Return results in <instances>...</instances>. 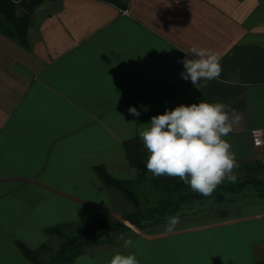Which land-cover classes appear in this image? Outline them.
Listing matches in <instances>:
<instances>
[{
  "label": "crops",
  "instance_id": "crops-1",
  "mask_svg": "<svg viewBox=\"0 0 264 264\" xmlns=\"http://www.w3.org/2000/svg\"><path fill=\"white\" fill-rule=\"evenodd\" d=\"M118 1L45 2L27 46L0 33V264H30L19 244L38 249L51 227L121 217L128 208L97 169L141 179L124 144H143V125L181 104H226L241 118L223 137L234 172L264 166L250 136L264 129V0ZM193 46L218 54L219 79L181 77ZM179 220L171 233L137 231L132 247L124 239L72 264H108L116 253L139 264L264 261V201L227 218Z\"/></svg>",
  "mask_w": 264,
  "mask_h": 264
},
{
  "label": "trees",
  "instance_id": "trees-1",
  "mask_svg": "<svg viewBox=\"0 0 264 264\" xmlns=\"http://www.w3.org/2000/svg\"><path fill=\"white\" fill-rule=\"evenodd\" d=\"M62 0H0V33L23 46L28 45V33L36 10L45 2ZM121 7L118 0H99ZM125 157L131 167L142 171L139 180H118L102 168L97 173L103 184L117 191L131 208L121 217L97 221L64 224L51 227L46 234L60 239L58 247L48 243L36 250L22 244L19 247L30 264H72L84 254H94L101 247H114L124 235H137L179 216L186 219L202 216L222 219L241 214L244 207L264 201V166L244 164L235 183H223L208 197L194 193L179 177H155L147 172L148 159L144 145L138 141L124 144ZM256 264H264V261Z\"/></svg>",
  "mask_w": 264,
  "mask_h": 264
},
{
  "label": "clouds",
  "instance_id": "clouds-1",
  "mask_svg": "<svg viewBox=\"0 0 264 264\" xmlns=\"http://www.w3.org/2000/svg\"><path fill=\"white\" fill-rule=\"evenodd\" d=\"M190 53L195 58L185 57L181 61L184 80L190 79L197 85L202 80L220 78L222 67L216 52L193 46ZM128 111L134 116L140 115L135 107H129ZM231 111L222 102L201 100L199 104H181L152 116L150 123L143 125L139 132L148 152L147 172L155 177H179L194 193L205 197L225 182L235 183L238 177L234 169L239 165L231 144L223 137L233 131L241 118L234 113L230 115ZM179 222V216L169 217L165 231L173 232ZM132 246L130 238L124 241L125 248ZM108 264H139V261L134 253H116Z\"/></svg>",
  "mask_w": 264,
  "mask_h": 264
},
{
  "label": "rangeland",
  "instance_id": "rangeland-1",
  "mask_svg": "<svg viewBox=\"0 0 264 264\" xmlns=\"http://www.w3.org/2000/svg\"><path fill=\"white\" fill-rule=\"evenodd\" d=\"M35 16V15H34ZM33 20H34V18H33ZM33 20H32V23H33ZM235 171V170H234ZM236 175H237V177H240L241 176V174H242V172H234ZM261 177H263V174H261L260 175ZM115 193H116V195H115V199H116V202H117V204L118 205H120V211H122L125 207V205L127 206V208H131V206H130V204L126 201V199L122 196V195H120L117 191H115ZM122 205V206H121ZM121 207H122V209H121ZM167 224V223H166ZM166 225H164V224H162V225H160V226H157V227H154V229L156 230V229H158L159 227H165ZM153 229V228H152ZM128 237V235H124V236H121L119 239H118V242H120V241H123L124 239H126ZM49 245L51 246V247H53V248H56V247H58V245H59V243H60V239H58V238H56V237H52L49 241ZM115 247V246H114ZM105 248H113V247H101V248H99V249H96V251L95 252H99L100 250H102V249H105ZM94 252V253H95Z\"/></svg>",
  "mask_w": 264,
  "mask_h": 264
},
{
  "label": "built area",
  "instance_id": "built-area-1",
  "mask_svg": "<svg viewBox=\"0 0 264 264\" xmlns=\"http://www.w3.org/2000/svg\"><path fill=\"white\" fill-rule=\"evenodd\" d=\"M252 144L257 148H264V129H255L250 134Z\"/></svg>",
  "mask_w": 264,
  "mask_h": 264
}]
</instances>
